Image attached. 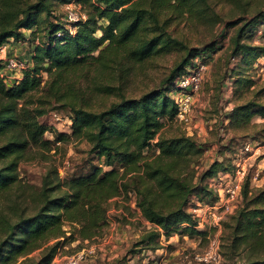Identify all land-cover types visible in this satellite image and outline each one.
I'll use <instances>...</instances> for the list:
<instances>
[{
	"label": "trees",
	"instance_id": "trees-1",
	"mask_svg": "<svg viewBox=\"0 0 264 264\" xmlns=\"http://www.w3.org/2000/svg\"><path fill=\"white\" fill-rule=\"evenodd\" d=\"M212 1L0 0V46L24 43L31 59L19 80L7 83L0 76V195L9 197L19 185V162L29 158L32 147L50 150L55 142L84 139L100 160L67 178L54 168L38 191L22 189L19 197L28 203L0 209V264L50 263L63 246L65 223L73 228L70 237L76 233L73 240L98 238L108 222L109 200L130 193L149 226L132 254L158 250L161 235H206L189 205L217 200L208 180L231 171L232 158H216L198 170L204 149L194 136L160 132L179 110L171 91L195 60L207 63L222 48L220 36L229 29L228 54L241 68L233 70L235 82L252 86L254 79L243 71L264 57V44L254 38L264 26V10L224 22ZM69 2L79 5L84 19L67 23L58 8ZM181 21L224 24L219 36L210 32L193 44L177 33ZM166 56H175L173 65L156 86L138 96L127 92L129 67ZM104 99H110L107 105H95ZM53 109L69 110L67 129L41 121ZM256 117L264 121V103L247 100L232 106L220 127L237 132L234 137L252 134L262 140L264 125H256ZM47 132L51 139L44 138ZM234 137L227 149H233ZM222 226L221 251L229 264H264V184L252 186L247 175L239 205ZM38 249L41 256L34 261L30 254Z\"/></svg>",
	"mask_w": 264,
	"mask_h": 264
},
{
	"label": "rangeland",
	"instance_id": "rangeland-1",
	"mask_svg": "<svg viewBox=\"0 0 264 264\" xmlns=\"http://www.w3.org/2000/svg\"><path fill=\"white\" fill-rule=\"evenodd\" d=\"M212 2L214 3L213 7L222 16L224 22L236 20L238 17L250 19L259 10H264V0H213ZM76 8L78 7L76 6ZM58 11L64 15V5H60ZM223 24H216L212 27L209 24L192 25L187 21H181L176 31L181 37L195 44L197 38L208 35L210 32L216 31L215 33L218 34ZM231 32L232 29H229L227 36ZM24 33L27 34L28 31L24 30ZM223 36H220L222 48L208 59L207 71L201 87L192 98L193 101L184 113L183 119L177 118L174 121H166L160 132L165 136L177 135L181 132L193 135L197 143L204 149L203 154L199 157L198 170L206 168L216 158L229 157L233 159L243 144L248 141L251 142V146L256 144L258 150L248 158L246 167L249 177H251L252 186H262L264 184V160H260L264 157V139H255L252 134L241 136V133L234 137L233 135L237 132L228 131L225 133L220 127V122L223 121L225 113L235 104L251 99L264 103V57L256 62L254 69L243 71L245 76L250 74L254 79L252 86L247 87L241 82H235L238 77L234 74L235 70L241 68L235 66L238 59H230L227 49L228 39L227 36L225 38ZM254 38L255 43L264 44L263 25L258 26ZM25 47L26 45L16 52V55L23 59L28 57L24 55ZM174 57L166 56L143 63V65L129 67L127 70L130 73L127 92L132 96H138L141 90L156 86L168 72L167 69L172 67ZM109 100L98 101L95 105L100 106L103 103L107 105ZM69 113L68 109H53L40 119L56 129L65 130L71 123L69 122ZM253 122L256 125H264V121H260L258 117ZM231 136L234 137L232 150L227 149L226 146ZM44 138L51 139L52 135L47 132ZM89 147L90 145L84 139L55 142L50 150L41 151L32 147L29 158L19 162V185L12 190L9 197H5L4 194L0 195V209L6 210L11 202L21 206L25 202L28 203L27 200H21L19 197L22 189L24 192L30 189L38 191L43 180H45V176L50 175L54 168L57 169L60 178H67L75 174L86 173L92 165H98L100 160L95 154L88 152ZM102 168L105 169V167ZM133 200L134 195L132 193L110 199L107 210V225L98 238L89 242L73 240L72 237H76V233L70 237L73 228L70 224L65 223L63 229L67 231L66 236L60 238L63 246L58 248L56 253L63 255L61 257H66L68 254L92 245L94 246L93 253L89 254L82 264H148V261L149 264H215L195 261L186 263L183 261L185 254L204 253L209 249L210 243L215 240L218 243L221 256L220 261L216 264H229L231 262L221 251L222 221H217V224L210 214L211 211H207L208 203H201L196 200L194 206V201L190 203L189 209L196 207V211L192 209V212L196 217L200 215L201 220L203 219L198 228L206 229L207 233L204 237L173 234L166 238L161 235L160 245L162 247L158 250L132 254L130 251L134 249V243L149 228ZM28 206V213H31L33 207ZM216 214L218 213L216 212ZM40 252L41 249L32 252L30 254L31 259L37 261L41 256ZM241 254L245 255L246 251H242ZM58 260L61 258L58 257L56 261ZM56 261L48 264H56Z\"/></svg>",
	"mask_w": 264,
	"mask_h": 264
},
{
	"label": "built area",
	"instance_id": "built-area-1",
	"mask_svg": "<svg viewBox=\"0 0 264 264\" xmlns=\"http://www.w3.org/2000/svg\"><path fill=\"white\" fill-rule=\"evenodd\" d=\"M76 6L78 8H76ZM64 8V18L67 23H74L85 18V13L82 12L79 5H76L74 2L64 4ZM8 48V44L0 46V59L2 61L0 76L5 82L11 83L22 77L23 69L30 65L31 59H23L16 54H8ZM195 61L194 67L187 74L179 78L176 84L177 87L171 91V96L176 101L179 108L176 119H183L184 113L193 101L192 98L200 89L207 71V63L205 61ZM53 114L56 115L55 113ZM69 122H71V120ZM257 150L258 148L256 144L251 146V142L249 141L244 143L238 154L232 159L231 171L219 172L216 176L211 177L208 180L209 186L217 192V200L213 204H208L209 206L207 208V211H211L210 214L216 223L217 221H223L229 214L233 213L235 208L238 207L237 205L240 202L242 183L246 176L249 175L246 167L247 161ZM192 209L193 211H196V207H193ZM216 212L218 214H216ZM199 218L200 215H198V219ZM202 220L201 218L199 219V225H201ZM93 251L94 246L90 245L72 254H68L66 257H61L63 255L56 253L51 262H55L57 258L60 257L61 260L56 261V264H82L86 257L93 253ZM220 259L221 256L218 250V243L215 240L210 243L209 249L204 253L194 252L183 256V261L186 263H192V261H195L216 264Z\"/></svg>",
	"mask_w": 264,
	"mask_h": 264
},
{
	"label": "crops",
	"instance_id": "crops-1",
	"mask_svg": "<svg viewBox=\"0 0 264 264\" xmlns=\"http://www.w3.org/2000/svg\"><path fill=\"white\" fill-rule=\"evenodd\" d=\"M8 45H9L8 54H16V52H18V49L22 48L26 44H24V43L21 44L19 42H10ZM25 48L27 49V50L25 49V53H24V55L26 57V56H29V49L27 46ZM263 160H264V157L261 158L260 161H263ZM257 166H258V164H257Z\"/></svg>",
	"mask_w": 264,
	"mask_h": 264
}]
</instances>
